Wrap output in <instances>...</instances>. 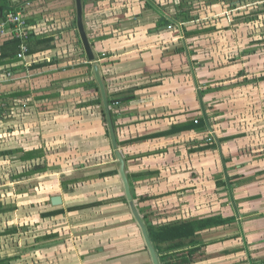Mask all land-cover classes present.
I'll use <instances>...</instances> for the list:
<instances>
[{"label":"crops","instance_id":"0c3cea01","mask_svg":"<svg viewBox=\"0 0 264 264\" xmlns=\"http://www.w3.org/2000/svg\"><path fill=\"white\" fill-rule=\"evenodd\" d=\"M26 1L18 13L32 28V51L0 60V93L9 95L0 129L11 128L0 152L24 151L0 157V261L153 264L125 200L103 105L94 103L76 0ZM152 2L83 0L138 210L155 226L235 216L225 192L211 203L208 189L211 168L224 173L219 190L238 176L234 198L250 207L248 228L238 213L239 224L200 232L205 257L192 264H264V0H187L185 21L178 1L168 14ZM13 38H0V59L2 48L16 51L5 45ZM209 137L219 149L209 150ZM55 211L63 213L49 216Z\"/></svg>","mask_w":264,"mask_h":264},{"label":"trees","instance_id":"16d2710c","mask_svg":"<svg viewBox=\"0 0 264 264\" xmlns=\"http://www.w3.org/2000/svg\"><path fill=\"white\" fill-rule=\"evenodd\" d=\"M152 1V0H151ZM178 1L177 7L181 12L179 13V16L182 18L183 21L189 18V15L187 12H185L187 8V0H176ZM28 2L24 0L22 4H19V6L11 7L10 0H0V12L3 15V18L6 19V16L9 13H18L22 12L24 9H26ZM153 3V2H152ZM164 22L169 24L171 23V20L168 18L164 19ZM31 36V35H30ZM8 47L13 46L15 47L14 50L9 49L8 51H5L6 47L2 48V55L1 59L6 57L8 53L7 59H11L12 57H17L18 53L20 52V41L16 38H13L11 42H7ZM13 49V48H12ZM32 51L30 44H29V53ZM16 53V55L14 53ZM89 67L92 68V64L89 63ZM98 85V84H97ZM97 91L99 93V98L96 102H94L96 105H103L102 103V97L100 95V88L99 85L96 86ZM22 96V94H18ZM16 95H13L15 97ZM9 95H6L4 93H0V120L4 119V113H6V110H8V101ZM109 106H111L115 100L108 99ZM103 115L105 118V123L108 126L106 113L104 106L102 108ZM200 122H198L199 124ZM108 134L109 130H108ZM218 143H221L220 141L217 142L215 139L212 143L208 144L209 150H217L219 149ZM120 145V144H119ZM24 151L18 150V151H6V152H0V157H6L11 156L14 153H23ZM23 158H19L20 160H24ZM241 181L240 177L238 176H228L226 177L225 182H220L219 187H226L229 194L232 196V199L234 198V187L240 185L243 183ZM126 200V199H125ZM236 203V201H235ZM233 204V203H232ZM91 206H83L81 208H86ZM78 208L72 209V211L76 210ZM236 211L238 212V207H236ZM62 211H55L51 212L49 216H54L58 214H62ZM238 214V213H237ZM239 216L235 215L229 218H223L222 216H212L205 219H195L190 221H177L173 222L171 224H164L162 226H155V225H148L149 233L151 236L152 241L156 245V248L159 252V257L163 264H192L196 261H198L201 258L205 257V252H203V248L206 245L203 246L197 241V236L200 232L208 229L213 228H219V227H232L234 225L239 224ZM148 224V220H145ZM16 232L17 229L9 230V232ZM8 233V232H7ZM184 241L189 242V249H186V245ZM182 249V250H181ZM0 264H9L8 260H1Z\"/></svg>","mask_w":264,"mask_h":264},{"label":"water","instance_id":"95a60500","mask_svg":"<svg viewBox=\"0 0 264 264\" xmlns=\"http://www.w3.org/2000/svg\"><path fill=\"white\" fill-rule=\"evenodd\" d=\"M76 12H77L76 13L77 29H78L79 35L81 37L82 45H83L85 53L88 57L89 63L92 64V70H93V73L95 76V80H96V82L100 88V93L102 96L103 106H104L105 113H106V118H107V122H108V130L110 133L112 146H113V149L115 151V156L117 158V161L120 165L119 175H120L122 183H123V188H124L126 200L129 204L131 214H132L135 222L137 223V225L141 231V234H142L143 239L145 241V245H146V247L149 251V254L151 256L152 263L153 264H162V261L159 257V252L156 248V245L154 244V242L151 239L148 225L145 222V220L143 219V217L141 216V214L138 210L137 204L134 200V195H133V192L131 189V184L129 182L128 174L126 171V162H125L123 154L121 153V151L119 149V144H118L115 128H114L112 118H111L110 106H109V102H108V95H107L103 75H102V72H101L100 66L98 64L97 58L95 56L93 47L90 43V40L88 38L86 29H85L83 0H76ZM61 202H62L61 197H59V196L54 197L52 199V203L55 206L61 205Z\"/></svg>","mask_w":264,"mask_h":264},{"label":"rangeland","instance_id":"374dc122","mask_svg":"<svg viewBox=\"0 0 264 264\" xmlns=\"http://www.w3.org/2000/svg\"><path fill=\"white\" fill-rule=\"evenodd\" d=\"M152 1L154 3H156V5L159 6L162 9V11L164 10L168 14L169 8L171 6L170 0H152ZM199 62H201V60ZM214 101L212 100L211 104L214 105V103H215ZM4 118H5L4 121H6L9 124V112H7L4 115ZM8 124L0 129V132H2V134H3V138L0 139V149H3L4 147H7L5 145V143H8V138H9V136H11V133H10L11 128H10V125H8ZM214 125H215L214 128L218 129V125H216V123H214ZM212 139H213V137H212ZM228 154H231L230 151H228L226 153V155H223V156H225V158H232V155H228ZM212 155L215 156V160L214 161L211 159L212 164H214V165H216L218 167L221 166V161H220L218 152H213ZM227 160H229V159H227ZM231 162H232V159H231ZM218 170H221V169L219 168ZM222 174H224V173H222V172L218 173V171H216V168L215 169L211 168V170H210V177H209L210 178V186H209V189H208L210 202L212 203L215 198L217 200L218 196L221 197V195H222L221 193L224 191L225 194H226L225 196H226V202H227V204H226L227 211L232 213V214L236 213V215H238L237 213H239L241 216H243L242 217V222H243L242 230H243V233H244V230L247 229L248 225H249V223H246V222L247 221L250 222L249 221L250 207L248 205H243L242 208H241V204L238 205L237 203H235V201H236L235 198L232 199V196L229 194L227 188H225L224 190H219V188L217 186V182L222 180L221 179ZM33 183L40 185V181L37 180V179H35V181ZM5 191L6 190H4V189L1 190V192H3L4 194L8 195V193H6ZM33 192L34 193H37V192L41 193V189L40 188L37 189L36 187H34ZM238 196H239V194H238ZM236 207H238L240 209V210H238V212L236 211ZM228 212H225V213L228 214ZM244 216H246L247 218L245 219ZM27 258H28L27 256L22 257L17 262V264H32V262L36 260V258L33 259V261L31 260L32 258L31 259H27ZM14 259H16V258H14ZM7 260H8V263L11 264V260L12 259H7Z\"/></svg>","mask_w":264,"mask_h":264},{"label":"built area","instance_id":"2783aa9c","mask_svg":"<svg viewBox=\"0 0 264 264\" xmlns=\"http://www.w3.org/2000/svg\"><path fill=\"white\" fill-rule=\"evenodd\" d=\"M30 6V3H28ZM9 28V30L7 29ZM172 26H168L169 30H172ZM32 28L28 25L26 19L22 13H9L6 16V19L3 18L2 13L0 12V38L7 36L9 33L12 37L20 41V52L18 53V58L25 60L27 53L29 51L28 40L31 35ZM118 106L119 103H116ZM212 137L207 139V143H212Z\"/></svg>","mask_w":264,"mask_h":264}]
</instances>
